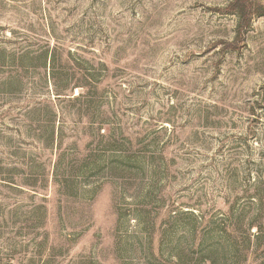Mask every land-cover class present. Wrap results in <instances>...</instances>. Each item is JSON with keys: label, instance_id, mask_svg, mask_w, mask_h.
Segmentation results:
<instances>
[{"label": "rangeland", "instance_id": "obj_1", "mask_svg": "<svg viewBox=\"0 0 264 264\" xmlns=\"http://www.w3.org/2000/svg\"><path fill=\"white\" fill-rule=\"evenodd\" d=\"M231 4L0 0V264H264V17Z\"/></svg>", "mask_w": 264, "mask_h": 264}, {"label": "trees", "instance_id": "obj_2", "mask_svg": "<svg viewBox=\"0 0 264 264\" xmlns=\"http://www.w3.org/2000/svg\"><path fill=\"white\" fill-rule=\"evenodd\" d=\"M231 6L233 8V11H235L238 15V18L241 19V21L246 25L249 24V17L255 14L264 17V7L254 4L252 0H232ZM248 229H250V227ZM249 249L250 248L246 247L243 250L248 251ZM237 258L241 262L245 261L246 259L245 255L240 251H237Z\"/></svg>", "mask_w": 264, "mask_h": 264}]
</instances>
